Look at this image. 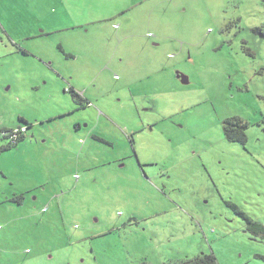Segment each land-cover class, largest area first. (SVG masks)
<instances>
[{"label":"rangeland","instance_id":"rangeland-1","mask_svg":"<svg viewBox=\"0 0 264 264\" xmlns=\"http://www.w3.org/2000/svg\"><path fill=\"white\" fill-rule=\"evenodd\" d=\"M21 115L0 264H264V0H0L5 149Z\"/></svg>","mask_w":264,"mask_h":264},{"label":"trees","instance_id":"trees-1","mask_svg":"<svg viewBox=\"0 0 264 264\" xmlns=\"http://www.w3.org/2000/svg\"><path fill=\"white\" fill-rule=\"evenodd\" d=\"M65 90H67L68 92L72 91L74 96H77L78 98L83 99L82 98L83 95L81 93L75 91L71 86L68 87V89L66 87ZM22 120H23V123H24L23 125H26V126H30L31 125V123L27 122V120H25V119H22ZM227 127H228V125L224 126V131H225V134L227 135L228 139H230V141H236L238 139V135H236L234 133H231V132L228 133L227 132ZM24 138H25V136H21L19 138V141H22ZM9 145L16 146L17 144L9 143ZM240 214H242L243 218L248 222L249 229L253 233H255V234H264V225L263 224H261V223H259L257 221H254L253 218H251L248 214H246L244 212H240ZM145 264H147V263H145ZM175 264H219V263H218V260L215 257V255H213V254H202V255L197 256L196 258L185 260V261L178 262V263H175Z\"/></svg>","mask_w":264,"mask_h":264},{"label":"snow or ice","instance_id":"snow-or-ice-1","mask_svg":"<svg viewBox=\"0 0 264 264\" xmlns=\"http://www.w3.org/2000/svg\"><path fill=\"white\" fill-rule=\"evenodd\" d=\"M76 2H78V3H85L86 2V3H89V4H97L99 2V0H76ZM180 8H181V11H183V12H188L189 11L188 4H181ZM57 75H59L58 72H57ZM44 83H47V80H45ZM5 90H7V91L11 90V82H9V84L6 85V89ZM28 131H31V129H27L26 130V129L16 128L15 129V133L14 134L9 133L8 136H9V138H11L12 135L20 137V136L26 135V132H28ZM19 142H20L19 140H14L13 143L14 144H18ZM12 146L13 145H8L7 149H5V147L3 145H0V156H2L4 150L10 151ZM113 147H114V145H113ZM16 165L18 167L24 169V168H27L30 165V161H29L28 158L20 156L17 159V161H16ZM0 179H3V180H7L8 179L7 175H5L3 173V169L2 168H0ZM97 220H98V217H97ZM48 258L50 260L51 259H55L54 255L51 252L49 253ZM80 264H85V258L83 256L80 258Z\"/></svg>","mask_w":264,"mask_h":264},{"label":"flooded vegetation","instance_id":"flooded-vegetation-1","mask_svg":"<svg viewBox=\"0 0 264 264\" xmlns=\"http://www.w3.org/2000/svg\"><path fill=\"white\" fill-rule=\"evenodd\" d=\"M246 124L247 122L240 117H231L225 119V125H228L227 132H231L238 135L237 140L240 141V143H245L246 141L247 133L243 128L244 126H246ZM27 128H29V126H27Z\"/></svg>","mask_w":264,"mask_h":264},{"label":"built area","instance_id":"built-area-1","mask_svg":"<svg viewBox=\"0 0 264 264\" xmlns=\"http://www.w3.org/2000/svg\"><path fill=\"white\" fill-rule=\"evenodd\" d=\"M67 89H68V87H67ZM16 128H21V129H26V130L28 129L26 125H22V126H19V127H16ZM16 128H14V129H6V130H2L1 133H2L5 137H9L8 134H9V133L14 134ZM24 136H27V132H26V135H24ZM20 137H21V136H20ZM20 137H17V136H15V135H12V136H11V141H10V143L14 144V143H13L14 140H19Z\"/></svg>","mask_w":264,"mask_h":264},{"label":"crops","instance_id":"crops-1","mask_svg":"<svg viewBox=\"0 0 264 264\" xmlns=\"http://www.w3.org/2000/svg\"><path fill=\"white\" fill-rule=\"evenodd\" d=\"M66 82L70 83L69 80H66ZM72 88H73V86H72ZM73 89H74V88H73ZM82 95H84V94H82ZM22 119H25V120H27V122H29L28 119H26V118L23 117V115H21V118H20V120L23 122ZM23 124H24V123H19L18 125H14V126H15V127H16V126L19 127V126H21V125H23ZM14 126H12V127H14ZM31 127H32V126H29L28 129H30ZM86 127H87V126H86ZM6 129H7V127H5V129H2V130H6ZM26 137H27V136H25V138H26ZM25 138H24L23 140H25ZM23 140H22V141H23ZM20 142H21V141H20ZM20 142H19V143H20ZM19 143H18V144H19ZM18 144H17V145H18Z\"/></svg>","mask_w":264,"mask_h":264},{"label":"water","instance_id":"water-1","mask_svg":"<svg viewBox=\"0 0 264 264\" xmlns=\"http://www.w3.org/2000/svg\"><path fill=\"white\" fill-rule=\"evenodd\" d=\"M178 77L182 80L183 83H189V77L182 74V73H179Z\"/></svg>","mask_w":264,"mask_h":264}]
</instances>
